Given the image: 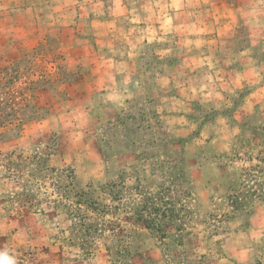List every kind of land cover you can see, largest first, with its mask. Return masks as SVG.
I'll list each match as a JSON object with an SVG mask.
<instances>
[{
	"label": "rangeland",
	"instance_id": "rangeland-1",
	"mask_svg": "<svg viewBox=\"0 0 264 264\" xmlns=\"http://www.w3.org/2000/svg\"><path fill=\"white\" fill-rule=\"evenodd\" d=\"M94 5L0 0V264H264V31L253 75L187 82L184 38Z\"/></svg>",
	"mask_w": 264,
	"mask_h": 264
},
{
	"label": "crops",
	"instance_id": "crops-1",
	"mask_svg": "<svg viewBox=\"0 0 264 264\" xmlns=\"http://www.w3.org/2000/svg\"><path fill=\"white\" fill-rule=\"evenodd\" d=\"M94 6L100 7V12L93 17L105 20L103 24L110 25L118 15L106 14V7L115 0H92ZM135 7L140 16L142 46L157 42L164 36L184 38L182 46H176V51L187 52L186 81L192 82L194 76H204L211 73L207 67H228L230 70L212 73L221 75L226 80L229 77L253 75L259 66V60L254 59V49L258 48L261 33L260 12L254 0L245 4L244 0H126ZM249 2L250 0H246ZM83 3V2H82ZM244 3V4H243ZM102 8V9H101ZM115 23V22H114ZM109 34V32H105ZM241 34H246L247 42L242 43ZM96 35V34H95ZM100 35V34H99ZM103 35V34H102ZM243 67H246L244 69ZM243 68V69H242ZM183 72V73H184ZM218 79V78H217ZM221 79V78H220ZM253 82V80L245 79ZM189 89H199L196 84H190ZM260 88H254L246 95L237 109L239 119L251 115L259 103Z\"/></svg>",
	"mask_w": 264,
	"mask_h": 264
}]
</instances>
